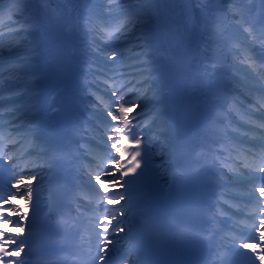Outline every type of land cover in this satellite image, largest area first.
Instances as JSON below:
<instances>
[{"label":"snow or ice","instance_id":"1","mask_svg":"<svg viewBox=\"0 0 264 264\" xmlns=\"http://www.w3.org/2000/svg\"><path fill=\"white\" fill-rule=\"evenodd\" d=\"M40 2L47 6L34 14L25 6L26 0H9L10 5L20 6L21 14L15 16L16 23L7 27L32 24L40 33V39L35 43L22 41L19 48L5 54L19 56L28 45L25 57L17 61L25 65L18 70L21 78L8 85L9 91L20 88L32 91L23 80L29 76L39 78L34 66L42 51L58 49L77 29L82 33V41L91 37L96 43V36L106 28H113L114 41L102 47L106 59L114 62H124L125 55L118 50L127 47L135 38L132 55L137 60L136 75L131 79L122 73L105 76V79H124L127 83L119 89L108 90L112 107L106 112L104 127L97 128L99 139L94 147L107 159H90V170L81 169V187L88 190L92 199L84 205L74 197L77 210L84 207L86 212L99 214L88 218L84 228L89 233L87 237L77 229L80 238L77 247L86 264H133V257L135 264H141L138 245L132 235L136 214L135 205L129 203L130 192L131 186L153 162L152 157L157 151L162 160L165 152L169 154L168 159L174 155L186 156L188 162L177 166L175 176L188 180L199 178L202 167L199 157L189 149L186 140L178 138L172 148L166 147L164 142L168 134L164 115L177 106L170 105L154 87L157 66L161 63L175 69L174 91L198 93L196 103L188 100L179 105L184 119L203 117L209 134L217 143L226 146L227 158H232L234 153L244 158L242 164H235L237 173L232 179L233 186L242 193L235 199L249 210L247 215L242 212L241 217L251 227L233 225L231 230L235 235L226 237L216 249L219 264H233V258L244 256L245 250L251 252L247 257L249 261L264 264V59L257 63L247 55L253 45L264 47V8L257 13L248 6V0H217L219 20L213 28L195 19L200 0H178L184 5V24L170 27L157 7L162 0H62L56 7L51 6L52 0ZM259 2L264 5V0ZM80 6L83 7L81 22L73 24L72 13ZM13 11L10 7L9 14ZM25 16L27 19H23ZM23 34L22 30L17 35ZM230 37L238 39L231 40ZM60 71L70 75L72 67L65 64ZM221 72L226 77L223 81L218 79ZM242 80L246 83L241 84ZM3 91L0 87V95ZM225 94L241 97L239 102L247 117L242 131L230 134L228 127L232 125H229L221 134L212 127L215 123L212 106L216 98ZM24 95L27 92L10 99L9 119L26 120L27 130L34 132L43 121L29 112L18 116L20 109L14 107ZM4 108L5 102L0 99V109ZM53 111H59V108H53ZM234 136L241 139L235 140ZM9 139L12 140V136ZM213 151L225 159L219 149ZM33 154L45 153L33 150L20 155L17 149L0 150V264H29L34 255L32 235L36 230L35 219L41 199L37 170L42 166L38 163L35 167L24 165L27 156ZM159 167H165V164L161 163ZM193 169L195 171L189 174ZM101 205L109 207L106 210ZM56 215L50 213L49 222ZM80 215L83 217V213ZM224 253L227 255H222Z\"/></svg>","mask_w":264,"mask_h":264},{"label":"rangeland","instance_id":"2","mask_svg":"<svg viewBox=\"0 0 264 264\" xmlns=\"http://www.w3.org/2000/svg\"><path fill=\"white\" fill-rule=\"evenodd\" d=\"M172 3V0H171ZM218 2L217 0H200V6L195 9V14L197 11H200L204 16H206L207 19H209V26L215 28L217 26L218 18L217 14L212 15L211 11L213 9L218 8ZM13 7L14 11L10 15L9 14V8ZM44 4L42 8H44ZM82 6L77 7L75 10L76 12L80 10ZM173 7V5H172ZM0 8L3 9L2 12H0V55L3 56L2 59H0V87L4 89L3 94L0 95V99L4 100L5 102V108L0 109V114H2L4 117H10V110L8 107L10 99L13 98H19L21 97L25 92L28 90L25 88H20L18 90L9 91L8 85L10 83H15L18 80H20V74H16V71L19 73L18 70L25 67V65L18 63V60H21L25 57L26 49L28 48V45L24 46V49L21 50L19 56H13L8 57L5 55L10 50H15L16 48L20 47V43L22 41H30L31 36L27 35L25 33L24 23L17 24L16 27H7L10 23H16L15 16L20 15L19 7L13 6L9 4V0H3V3H0ZM24 19V18H23ZM176 25L177 22L175 21ZM31 27H34L31 25ZM178 27V25H177ZM23 30V35H17ZM38 31L36 32L37 35ZM115 36L113 34V28H106L104 29L99 36L95 37L96 43L92 42V38H88L85 40V53L87 56V67L90 70L89 76V84L91 87H93L102 98H95V94H89L88 95V105H86L87 109V116L89 118V125L94 133H98L97 128H103L104 124L103 122L106 119V112L110 110L112 107L110 103V99L108 97V90L110 88H121L125 83H127V80L124 79H105V76L112 77L114 75L119 74H126L129 79L133 75H136L135 73V67L137 64L136 58L132 55V45L135 43V38H133L132 43H129L127 47L119 49L118 51L123 52L125 55V60L123 63L120 61H112L106 59L105 51L102 46L110 44L114 41ZM231 40L238 39L237 37H230ZM47 56V50L45 51V57ZM47 58V57H46ZM72 58H74V55H72ZM47 65V63H46ZM46 69L47 66H45V79L47 77L46 75ZM95 73H99V75H94ZM24 83L29 84L31 86L32 81L30 82L27 78L23 80ZM246 83V81H241V84ZM102 85V86H98ZM48 89L49 86H48ZM240 98L238 96H234L233 101L230 103L228 109H227V121L225 122V128L229 125H232V127H228V132L230 134L236 132V131H242L243 126L245 124V121L247 119L246 115L243 111V106L240 104ZM28 104V98L26 95L23 96V99L19 102L15 103L14 107L20 109V112L17 113V115H23L26 111L24 109L26 107H20L21 104ZM2 118V119H3ZM13 122H18L17 120H13ZM24 124H17V127L13 128H19L26 126V120L23 121ZM146 131H148L146 129ZM235 140L241 139L240 136H234ZM15 141V142H14ZM21 136H14L12 137V140H10L9 144L14 145V147L20 145L22 143ZM30 143L24 146V150L21 151V155H26L28 153H31L30 150ZM220 150L221 155L225 157V159H222L220 155H216L215 152H213L214 155V162L215 167L219 173V180L223 183V194L220 197L218 207L216 209L215 215V229H217V226L220 225L223 228V233H221V236L223 239H225L229 235H233V231L231 230L233 228V225L240 224V225H246V221L242 219L241 213L243 212L244 215L248 214V209H245L244 205L240 203L235 197L237 195H242L240 193V190L237 187L233 186V177L237 173V169L235 168V164H242L243 162V156L242 155H236L233 154L232 158L228 157V152L226 151V146H222L219 144V147L217 148ZM235 156H238L242 158V162L237 161ZM31 155L27 156V159L24 160L25 164L31 165L33 163V160L31 159ZM107 159V157H106ZM152 163L149 164L148 170H153L155 172L154 181L158 185V187L166 193V190L169 186L168 184V178L167 174L163 167H159V165L162 163L160 159V154H158V151L154 157H152ZM232 161V162H231ZM42 181H43V174L40 173L38 175V183L40 184V191H43L42 188ZM111 194V193H110ZM83 199L86 205L89 200L92 199V197L89 195L88 198ZM98 200V198H97ZM101 207L108 209L109 206L101 205ZM118 207V206H117ZM254 211V209H252ZM216 231V230H215ZM235 234V233H234Z\"/></svg>","mask_w":264,"mask_h":264},{"label":"bare ground","instance_id":"3","mask_svg":"<svg viewBox=\"0 0 264 264\" xmlns=\"http://www.w3.org/2000/svg\"><path fill=\"white\" fill-rule=\"evenodd\" d=\"M58 3H62V0H56ZM28 5H26V7L31 10L32 13H37L40 9H42L43 3L40 2V0H29ZM172 9L175 15V20L177 22L178 27H182L184 24V17L182 15V8L184 7V5L180 2H178V0H172ZM248 6L253 8L257 13H259V9L261 11L262 8H264V5H261L259 0H248ZM20 7V6H19ZM217 18L219 20V14L217 12ZM24 19H27V17L25 16ZM81 19V15L76 13V10L73 11L72 13V22L73 24H79ZM27 29H29V27H26ZM26 29V30H27ZM78 32V29L76 32L73 33V35L70 38H67L68 40V48L69 51H73L77 49L78 54H77V59L78 62H80V60L84 61V55L80 53L79 51V44L81 43V40L77 39L76 33ZM40 39V33L38 32L37 35H34L33 37L30 38V41L35 43L36 41H38ZM45 50L42 51L41 55L37 58L36 61V67L35 69L39 72V78L37 79L36 77H32L29 76L27 77V79L31 82V87L32 89L35 91H27V95L26 97L28 98V104H21L20 107H26L24 109V111L29 112V114H42L44 116H47V118L52 117L54 114L53 111V102L55 99H53V97H56L58 92H48L46 91L47 89V83L45 81V75H44V65L48 62V58L45 57ZM21 69H23L22 67H20ZM20 69V70H21ZM16 74H20V72L18 73L16 71ZM221 74V73H220ZM219 74V75H220ZM72 75L75 76L74 72H72ZM77 80V77H76ZM75 83V82H74ZM72 89H75L74 85H71ZM78 89V87L76 88ZM35 92H41L40 93V98L39 101L41 102V96L43 94V103L45 104L42 108V111L39 112L37 110V107H34L33 104H30V101L32 99V96ZM198 98V93H193V94H189L188 96V100H191L193 103H196ZM216 103L214 102L213 106H212V114L213 116H215V113H217L219 111V108H217ZM31 110V111H30ZM24 124L23 121H18V122H13L12 119H9V117H4L3 119H0V128L5 136V151H12L13 149H17L19 151V154L21 155V151H23V147L29 142V138H27V135L29 133V131L27 130V127L23 125V127H19V128H13L12 125H15V127H17V124ZM25 125H27V123H25ZM199 126H205L204 123V118L201 117L197 120H194V123L192 125V138H194L195 141V146L194 149L197 150V148H200L202 150H205V148H213L214 145H209L207 147H205V145L203 144V142H209L212 140V136H210L208 133H204L202 131H198ZM206 127V126H205ZM11 129V131L9 130ZM200 137H199V136ZM12 136H21V139L23 140L22 143L16 147H14V145L9 144L10 139L9 137ZM202 137V138H201ZM204 139V140H203ZM32 152V151H31ZM33 158H31L33 160V163L31 164V166L35 167L36 164H40L39 161L37 162V160L34 158L33 155H31ZM25 166H28V164H25ZM40 173L42 174V168L40 167L37 170V175H40ZM155 176V172L153 170H147L144 172L143 177H140L135 184H137V187L135 189H131V193L134 192H138V188L139 185L144 183L147 185V187L150 188L149 191V195H145L143 196L141 199H130L129 203L132 205H135V207H139L142 208L145 205H150L149 208L145 209V210H138L135 212L136 216H135V225L133 227V233L144 224V221L147 219H151L154 217H158L160 220H163L164 218H167L169 216V210L171 207V196H170V190H166V193L164 191H162L158 185L155 183V181L153 180ZM81 213H83V217H81V215L79 216V220L80 223L83 224L85 227L87 225V220L89 217L93 216V215H99L98 213H91V212H86L85 208H82ZM39 215H46L45 211L43 210V204H42V199H40V211L38 213L37 216ZM45 218V217H44ZM146 220V221H147ZM145 221V222H146ZM246 225L248 227H251V224H249L248 222H246ZM223 230V228L218 227L216 232L218 234L221 233V231ZM10 231H14V229H10ZM132 233V235H133ZM86 236L89 235L88 232H85ZM216 236V234H215ZM158 234H153L151 231H149L148 233H146L145 236L142 237V242L147 246V248H140V245L138 247V255H139V259L141 261V264H154L156 262V258H157V250H155V248L153 246L158 244ZM246 252H250V250H245ZM251 253V252H250ZM133 259V264H135V257L132 258ZM86 264V262H85Z\"/></svg>","mask_w":264,"mask_h":264},{"label":"water","instance_id":"4","mask_svg":"<svg viewBox=\"0 0 264 264\" xmlns=\"http://www.w3.org/2000/svg\"><path fill=\"white\" fill-rule=\"evenodd\" d=\"M52 4H53V0H52Z\"/></svg>","mask_w":264,"mask_h":264}]
</instances>
